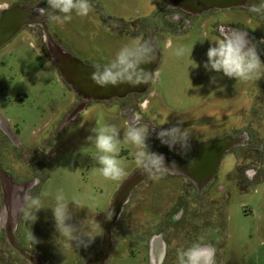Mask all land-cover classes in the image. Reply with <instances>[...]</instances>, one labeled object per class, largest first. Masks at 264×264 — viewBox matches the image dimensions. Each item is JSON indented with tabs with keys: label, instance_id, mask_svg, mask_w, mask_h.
<instances>
[{
	"label": "rangeland",
	"instance_id": "374dc122",
	"mask_svg": "<svg viewBox=\"0 0 264 264\" xmlns=\"http://www.w3.org/2000/svg\"><path fill=\"white\" fill-rule=\"evenodd\" d=\"M165 1L96 0L87 16L73 14L71 21L52 18L48 27L52 36L84 63L104 68L122 48L131 49L130 57L138 51L136 47L147 41L153 24L161 25L157 13ZM1 2H23L32 8L47 9L46 0ZM48 13L53 14L50 9ZM31 32L21 31L0 51V116L8 121L11 133L28 149L24 154L21 148L6 140L15 159L11 160L10 154L4 151L1 159L4 164L7 162L6 167L14 176L9 174L17 183H35L34 190L30 189L31 195L42 192L48 195L41 196L44 208L36 213L35 222H31L35 219L32 210L25 208L15 237L21 246L40 254L46 264H82L100 247L115 194L138 169L133 158L136 149L123 140L128 123L115 102L90 103L74 120L67 121L82 100L61 79L43 41L42 30L37 28L34 35ZM134 33L143 38L133 37ZM219 37L209 27L193 26L185 33L166 28L158 42L162 57L156 80L147 98L142 96L139 100L140 106L145 111L148 100L146 114L155 110L161 115L160 124L167 127L182 121L187 133H193L200 141L221 135L222 129V134L238 129L250 122L248 119L258 120L259 116L264 145V90L253 86V80L230 79L204 67L208 48ZM181 46L186 49L185 55L175 56L174 50ZM105 124L114 125L120 131L118 158L126 174L118 181L107 180L94 171L99 167L94 159L96 149L87 141L91 128ZM157 139L151 141L150 150L164 149ZM246 150L238 149V152L246 154ZM252 159L259 163L257 156ZM249 164L245 168L251 167ZM229 165L228 162L227 170ZM168 174L159 180L149 177L147 183L134 190L132 202L113 228L116 248L108 264H157L148 257L149 237L162 230L168 236V231L176 232V226L183 237L196 223L201 226L196 242L205 246L213 244L215 264H264V174L253 183L245 182L237 188L224 182L227 186L221 185L213 200L211 191L202 199L198 217L194 203L188 204L185 216L177 224L170 222L169 216L176 213V203L183 201L185 186L189 188V185L185 179L176 178V174ZM61 189L66 199L76 197L87 206L76 209L69 205L73 215L71 223L79 226L89 217L88 227L96 238L86 248L69 246L64 241H59L60 247L55 243L57 233L50 207L55 204V193ZM1 203L0 184V207ZM131 214L132 225L128 222ZM0 229V264H29L14 251ZM31 231L39 243L27 239Z\"/></svg>",
	"mask_w": 264,
	"mask_h": 264
},
{
	"label": "flooded vegetation",
	"instance_id": "af4514ba",
	"mask_svg": "<svg viewBox=\"0 0 264 264\" xmlns=\"http://www.w3.org/2000/svg\"><path fill=\"white\" fill-rule=\"evenodd\" d=\"M90 2L91 4H95L96 0H92ZM201 3L202 0H190L189 3H185L180 0H166L161 5V7L159 8V12L157 13V18L160 19L161 25L153 24V31L150 33V36L148 37L147 41L143 43V45L153 38L156 42L157 48L159 49L158 42L161 40L162 33L164 30H166V28L176 33L178 32L185 33L193 26H199L201 28L209 27L213 32H215L219 36L224 31L238 30L241 32H247L248 34L247 38L256 44L257 51L260 55L261 61L264 62V14H256L248 10L249 5L259 4L260 0H247L246 3H244L241 6H234L230 8H211L204 11L202 10V7L200 5ZM17 5L27 6V3L1 2L0 14ZM233 12H235V14H230ZM48 14H52V13H48ZM55 16L56 15L49 18L48 23L52 18H55ZM132 25L134 27V23H132ZM37 28L40 27L24 26L21 29V31L31 32L32 30L30 35L32 34L34 35L33 32ZM131 35L132 36L134 35L133 37L138 36L143 38V36H140L139 33H134ZM15 37H13L9 42H11ZM9 42L4 43L3 45L2 43H0V51ZM252 80L251 81L253 83V86L258 87L260 91L264 90V78H261L259 80L257 79H252ZM148 91L144 94H133L126 98L114 99L112 100V102H115L118 106H120L123 115L125 116L126 123H128V125L130 123H137V124L146 125L149 128L150 136L147 142L149 147H151L152 144L150 145V143H152L151 141H154L153 139L157 138V132H159L161 129H167L169 127H167V125L160 124L159 121L162 120L161 115L158 114L155 110H151L149 114H146V112L149 109L148 100L145 111H143L142 105L140 106L139 100L141 99L142 96L144 98H147L146 94L148 93ZM256 113L257 111H254V115H256ZM248 121H246L248 123L246 124L243 123V125H241V127H239L238 129L231 130L227 133L225 132L222 134V132L224 131V129H222L220 131L221 135L208 137L206 140L200 141V139H197L193 133H189L188 134L190 136L189 143L191 147L190 150H188L187 152L181 151L179 146L170 149L164 143H163L164 146L163 150L158 151L155 148L151 149L152 152L174 157L182 161H192L197 156L199 147L204 143L224 140L227 138L234 139L236 142L235 145H233L231 148L227 149L226 151L222 152L221 154H219V152L217 153V150L214 149H209L204 152L202 160L206 163V165H209L208 167H210V165L215 161V159H219V161L217 163L214 176L202 190H199L198 187V184H201V180L196 183L190 181L186 176L183 175L180 176V174L175 175L176 178L179 177L185 179L187 181L186 185H189V188L185 186V191L183 192V201H181L180 203L179 202L176 203L175 206L176 213L169 216L170 222L172 223L176 222L177 224L178 223L177 221L182 220V218L186 214V206L192 203H194V207L196 211L195 216L198 217L202 212L199 209L201 208L200 206H202L203 204V202H201L202 199H204L207 193L211 191L212 194H210L211 195L210 199L213 200L214 198L213 194L219 193L218 188L220 189V187H222L221 185L227 186L226 184H224V182L230 185L233 184V186L237 188L240 185L244 184L245 182H247L248 184L253 183L255 179L260 178L264 174V145H262L261 142L262 133L259 129L260 128L259 124L261 120L260 117L258 116V120L248 119ZM0 135L2 136L0 138V151H2L0 152V163L2 165V168L6 172L12 174V171L6 167L7 162L6 164H4L1 159L2 158L1 154H3V151L5 153H9V154L11 153L10 146H8L4 141L7 140L14 147L21 148L22 153L24 154L27 153L28 149L24 147V145H22L18 139L15 138V136L10 131L8 121H6L1 116H0ZM238 149H247L246 150L247 152L246 154L240 155ZM10 156H11V160L15 159L14 153L10 154ZM256 156L259 158V163L258 160L252 159L255 158ZM228 162L230 163L231 166L229 165L230 167L227 170ZM247 163H250L249 165L251 167L245 168ZM139 169L140 168L136 169L135 171ZM224 170H226V172H224ZM221 171L224 172L222 177L219 176ZM149 180L150 178L147 179L143 184L147 183ZM35 187H33L31 190H34ZM31 190L29 191V193H31ZM131 198L130 201L125 206L123 213L126 211L127 206L132 202ZM1 207H2V203H1ZM1 207H0V213H1ZM23 215H24V211L22 212L21 218ZM163 215H161L160 218L163 217ZM128 222L131 225L133 224L132 214L128 217ZM200 227H201L200 224L196 223L194 227L192 229L190 228L189 231L185 232L182 237L180 235L179 228L177 229L176 226V232L168 231V233L172 235L173 237L172 239H170L171 236L169 234L168 236L165 234L164 230L160 231L157 234L155 233L152 234L149 237L148 240L149 243L147 244L148 257H150V260L151 258L155 260L157 264H176L177 250L180 248H184L183 246L186 247L187 245H189V242L192 244L196 243V241L199 239L197 236ZM0 228H2L7 239L6 226L0 224ZM136 242H141V241L136 239ZM208 246H211L213 248V244L211 242L208 244ZM115 248L116 246H114L113 248L111 258L113 256Z\"/></svg>",
	"mask_w": 264,
	"mask_h": 264
},
{
	"label": "clouds",
	"instance_id": "9594fccd",
	"mask_svg": "<svg viewBox=\"0 0 264 264\" xmlns=\"http://www.w3.org/2000/svg\"><path fill=\"white\" fill-rule=\"evenodd\" d=\"M47 9H40V15H46L48 9L57 14L56 19L71 21L73 14L80 17L87 16L92 10L90 0H46ZM248 10L256 14H264V0L259 4H251ZM62 14V16L60 15ZM247 32L238 30L224 31L216 41H212L207 55V62L204 67L208 71L222 73L230 79L248 81L252 79L264 78V62L261 61L254 42L247 38ZM138 45V41L133 42ZM143 45L136 47L139 50ZM130 48H122L116 55L114 61L107 67L97 68L90 79L98 86L106 87L108 85L116 86L122 83H147L153 73L147 69L141 68L142 79H135L132 76L123 77L119 74L121 69L128 63ZM184 47H177L174 55L182 57L185 55ZM215 82V77L212 78ZM182 121H177L175 125L167 129H161L157 132V138L161 143L166 144L170 149L179 146L181 151L190 150V136L182 126ZM91 134L87 141L93 144L96 152L94 159L99 165L94 171L98 172L107 180L118 181L125 174V168L119 157V145L121 143L120 131L110 124L95 126L90 129ZM149 128L143 124L130 123L123 134V140L135 147L133 158L136 166L140 168L145 175L153 180H159L171 171L177 170L176 163H165V157L162 154L152 152L148 145ZM194 163V161H193ZM48 193L42 192L38 195L27 194L25 208L31 209L35 219L36 213L42 208L41 196H47ZM55 204L50 207L52 210L55 232V243L60 247L59 241H64L69 246L76 248L88 247L95 240L96 235L88 227L89 217L80 222L79 226L71 223L73 219L69 205L80 209L87 207L79 202V199L73 197L66 199L63 190H58L54 196ZM111 215L107 218L111 219ZM96 222V221H95ZM97 223V222H96ZM27 239L34 244L39 243L33 232H29ZM176 264H215L214 249L211 246H205L199 242L193 243L187 248H180L176 252Z\"/></svg>",
	"mask_w": 264,
	"mask_h": 264
},
{
	"label": "water",
	"instance_id": "95a60500",
	"mask_svg": "<svg viewBox=\"0 0 264 264\" xmlns=\"http://www.w3.org/2000/svg\"><path fill=\"white\" fill-rule=\"evenodd\" d=\"M189 3L190 0H180ZM247 0H202L200 4L202 10L211 8H230L241 6ZM42 8H32L24 5H17L0 14V43L2 45L15 37L24 26L40 27L43 32V41L49 51L50 58L54 63L61 79L82 101L74 108L68 116L67 121L71 122L81 114L90 103L110 102L114 99L126 98L133 94H144L148 91L151 84L156 80L157 68L159 66L162 54L152 38L136 51L121 69L119 74L123 77L132 76L135 79H142L141 68L147 69L153 73L147 83H122L116 86L108 85L101 87L96 85L90 76L97 70L96 66H90L71 53L65 46L58 42L48 27V19L57 15H40ZM235 140L227 138L219 141H211L202 144L197 156L192 161H182L174 157L162 154L165 157V163L175 162L177 170L171 171V174H181L190 181L198 182L199 190H202L215 174L219 159L208 167L202 160L204 152L209 149L217 150L221 154L235 145ZM218 154V155H219ZM194 161V163H193ZM149 176L139 169L132 173L120 186L114 196L110 215L102 233L101 244L97 252L82 264H108L114 247L113 228L120 219L125 205L129 202L134 190L142 185ZM0 181L3 193V203L0 213V224L6 226L7 240L15 252L26 258L29 264H46L43 257L33 251L21 246L15 237V232L19 224L22 212L25 209V200L30 189L35 185L34 182L17 183L14 178L6 172L0 163Z\"/></svg>",
	"mask_w": 264,
	"mask_h": 264
}]
</instances>
